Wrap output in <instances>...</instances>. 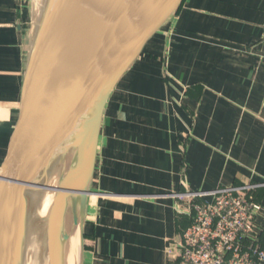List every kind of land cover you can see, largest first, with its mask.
Listing matches in <instances>:
<instances>
[{
  "label": "crops",
  "instance_id": "crops-1",
  "mask_svg": "<svg viewBox=\"0 0 264 264\" xmlns=\"http://www.w3.org/2000/svg\"><path fill=\"white\" fill-rule=\"evenodd\" d=\"M30 2L0 0V164L30 58ZM240 185H255L260 228L264 0H183L107 100L80 264H176L169 248L190 220L176 195Z\"/></svg>",
  "mask_w": 264,
  "mask_h": 264
},
{
  "label": "water",
  "instance_id": "water-1",
  "mask_svg": "<svg viewBox=\"0 0 264 264\" xmlns=\"http://www.w3.org/2000/svg\"><path fill=\"white\" fill-rule=\"evenodd\" d=\"M182 1H57L29 58L18 117L0 164V264L10 263L14 228L24 215L18 204L19 188L54 189L37 176L70 127L83 120L75 151L83 181L80 186L63 183L54 190L57 199H80L84 211L109 95L145 42ZM56 213L58 227L49 238V264H55L61 231L63 211Z\"/></svg>",
  "mask_w": 264,
  "mask_h": 264
},
{
  "label": "built area",
  "instance_id": "built-area-1",
  "mask_svg": "<svg viewBox=\"0 0 264 264\" xmlns=\"http://www.w3.org/2000/svg\"><path fill=\"white\" fill-rule=\"evenodd\" d=\"M255 185L185 192L189 225L169 252L176 264H264V225L255 227Z\"/></svg>",
  "mask_w": 264,
  "mask_h": 264
},
{
  "label": "bare ground",
  "instance_id": "bare-ground-1",
  "mask_svg": "<svg viewBox=\"0 0 264 264\" xmlns=\"http://www.w3.org/2000/svg\"><path fill=\"white\" fill-rule=\"evenodd\" d=\"M83 121L70 127L66 139L62 140L54 153L55 155L45 164L44 172L38 174L37 179L39 182H44L54 189L63 183L75 186L81 185L83 179L78 176L81 166L77 164L75 153L73 155V152L76 151L75 146L79 142L76 136L80 127L84 124ZM69 142L75 145L72 153L66 150L70 144ZM87 151L83 152L85 156L88 154ZM73 162L75 164L74 171ZM19 189L21 197L18 203L20 205V213H24L22 208L26 198L28 214L25 216L24 213L23 217L20 218L19 224L14 228L15 239L11 238L12 252L9 264H49V238L52 230L58 225H53L50 222L47 226L44 225L42 213L44 209H48L53 214H57L58 210L63 211L55 264H80L81 221H77L75 211L70 214L66 208V202L69 198H65L66 201L57 199L54 189Z\"/></svg>",
  "mask_w": 264,
  "mask_h": 264
},
{
  "label": "rangeland",
  "instance_id": "rangeland-1",
  "mask_svg": "<svg viewBox=\"0 0 264 264\" xmlns=\"http://www.w3.org/2000/svg\"><path fill=\"white\" fill-rule=\"evenodd\" d=\"M57 1L58 0H31V2L29 3L30 10H29L28 15H27L28 17L26 20V24H27V28L29 31V37H30V49H29L30 50V54H29L30 56L33 52L35 45H36L37 39H38L39 34H40L39 32H41L42 26L44 25L45 21L49 17L52 9L54 8L53 6L56 5ZM174 13H172L168 17L166 22L174 15ZM166 22H164V24ZM69 143L70 144L66 150L70 151L72 153V149H74L76 146L73 145L71 142H69ZM74 153L75 152H73V155H74ZM54 155L55 154H53V156ZM72 165H73V171H74V168H75L74 162ZM27 204H28V202H26V198H25V204L22 208V211L24 210L25 216H26V214H28ZM66 208L68 209L70 214L72 213V211H75V213H76L75 216L77 218V221L82 222L83 207H82V202L80 199L69 197V199L66 202ZM57 216H58V214H53L50 217L48 216L49 222L53 225H58ZM81 245H82V236H81L80 248H81ZM48 248H49V246H48ZM80 253H81V249H80ZM80 260H81V255H80Z\"/></svg>",
  "mask_w": 264,
  "mask_h": 264
}]
</instances>
